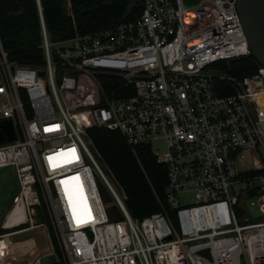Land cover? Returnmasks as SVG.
Instances as JSON below:
<instances>
[{
	"label": "built area",
	"instance_id": "built-area-1",
	"mask_svg": "<svg viewBox=\"0 0 264 264\" xmlns=\"http://www.w3.org/2000/svg\"><path fill=\"white\" fill-rule=\"evenodd\" d=\"M37 1L44 65L9 62L0 40V124L11 120L17 136L0 144V167L14 168L12 206L23 211L15 227L27 225L15 233L33 229L44 208L63 257L51 253L55 264H264V217L246 218L247 205L264 215V68L242 80L214 68L251 55L237 0H143L135 20L57 42ZM100 75L121 77L134 93L106 95ZM83 77L103 99L90 109L94 126L150 147L166 168L160 212L134 219L106 176L64 96ZM215 79L232 94L219 96ZM160 141L165 149L153 151ZM65 192L81 200L74 211ZM188 194L194 203L182 205ZM8 236L0 264L16 262L2 245Z\"/></svg>",
	"mask_w": 264,
	"mask_h": 264
},
{
	"label": "trees",
	"instance_id": "trees-1",
	"mask_svg": "<svg viewBox=\"0 0 264 264\" xmlns=\"http://www.w3.org/2000/svg\"><path fill=\"white\" fill-rule=\"evenodd\" d=\"M69 1L71 14L66 13L64 2ZM142 1L131 6V0H40L44 24L53 42L74 36L112 28L121 22L135 20L142 13ZM0 40L11 63L42 67V20L37 0H0ZM258 61L252 56L229 62H221L214 68L227 76L242 80L257 73ZM105 94L123 97L132 95L134 88H125V82L116 75H100ZM214 86L219 96L232 94L228 83L215 79ZM102 96L96 84L81 78L77 91L69 96V103L78 113L82 126L92 140L102 164L111 172L115 181L127 195L126 206L134 219L161 211L158 199L164 202L167 182L166 168L159 164L150 147L133 149L117 131L94 126L89 117L90 109L102 104ZM256 195L251 190L249 198ZM38 224L48 226L54 253L63 262L62 252L48 214L39 210ZM21 225L15 230L26 228ZM0 229V235L8 233Z\"/></svg>",
	"mask_w": 264,
	"mask_h": 264
},
{
	"label": "rangeland",
	"instance_id": "rangeland-1",
	"mask_svg": "<svg viewBox=\"0 0 264 264\" xmlns=\"http://www.w3.org/2000/svg\"><path fill=\"white\" fill-rule=\"evenodd\" d=\"M137 0H131V6L135 4ZM70 2H64V9L66 13L71 14ZM71 93L65 94V98L69 101V96ZM88 137H84V140H87ZM153 151L162 152L165 149V145L163 141L155 143L153 145ZM101 162V161H100ZM101 166L106 174V176L110 179L112 185L116 189V191L121 194L122 189L120 185L115 181L111 172L102 164ZM11 167V166H10ZM13 168V167H12ZM6 168L0 169V229L1 224L5 221L6 214L12 207L13 197L18 192V184L15 177L14 168ZM249 169L252 168V165H249ZM247 185H242V189H245ZM241 187H236L235 190L239 192ZM180 201L182 205H189L194 203L193 195H182L180 197ZM107 204L111 205L109 202ZM245 211V210H244ZM263 213L260 211L259 204L254 206L247 205L246 209V218L248 221L257 222L263 220ZM39 220H35L34 228L30 231L12 235L9 237H5L2 239V245L5 246V252L8 253L11 248L9 246L10 243H15L13 247V252L16 258L15 264H33L35 260L41 255L54 253L53 248L51 247L49 228L46 225L38 224ZM52 225V224H51ZM53 229V226H52ZM54 230V229H53ZM34 240L36 242V250L32 248V243L26 240ZM48 248V250H47ZM31 249L33 252L30 253ZM24 250V251H23Z\"/></svg>",
	"mask_w": 264,
	"mask_h": 264
},
{
	"label": "water",
	"instance_id": "water-1",
	"mask_svg": "<svg viewBox=\"0 0 264 264\" xmlns=\"http://www.w3.org/2000/svg\"><path fill=\"white\" fill-rule=\"evenodd\" d=\"M200 1L183 0L186 6H194ZM237 8L251 55L264 68V0H237ZM40 75L45 76V72H40ZM16 138L11 120L0 124V144L13 142ZM101 190L104 191V188L101 187ZM43 263L55 264V255L45 257Z\"/></svg>",
	"mask_w": 264,
	"mask_h": 264
},
{
	"label": "crops",
	"instance_id": "crops-1",
	"mask_svg": "<svg viewBox=\"0 0 264 264\" xmlns=\"http://www.w3.org/2000/svg\"><path fill=\"white\" fill-rule=\"evenodd\" d=\"M6 168H12V167H10V166L0 167V169H6ZM15 177H16V175H15ZM17 184H18V182H17ZM22 213H23V211L20 210V208H16L15 209V208H13V206L11 207V209L9 210V212L6 214L5 221L1 224V229H4L5 231H10V232L5 233V234H10V236L16 235L15 232L18 231V230H15L17 228V227H15V225L18 223V221H20V218L22 216ZM25 226H27V225L25 224ZM18 234H21V233H18ZM26 241H30L32 243V248L34 250H36V247H35L36 246V242L33 239L32 240H26ZM14 245H15V243H10L9 244V246L11 248L10 253H11L12 257L16 260L15 255H14V252H13ZM51 247H52V245H51ZM33 249H31L30 253L33 252ZM47 250H48V248H47ZM45 255H51V253L45 254Z\"/></svg>",
	"mask_w": 264,
	"mask_h": 264
},
{
	"label": "bare ground",
	"instance_id": "bare-ground-1",
	"mask_svg": "<svg viewBox=\"0 0 264 264\" xmlns=\"http://www.w3.org/2000/svg\"><path fill=\"white\" fill-rule=\"evenodd\" d=\"M65 199H66L67 203L69 204L70 209L73 211L76 207H78L79 202L81 203L80 198L72 192H65Z\"/></svg>",
	"mask_w": 264,
	"mask_h": 264
}]
</instances>
